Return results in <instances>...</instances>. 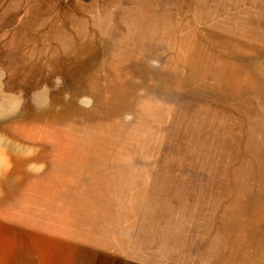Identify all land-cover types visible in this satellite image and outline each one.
Here are the masks:
<instances>
[{
    "label": "rangeland",
    "instance_id": "rangeland-1",
    "mask_svg": "<svg viewBox=\"0 0 264 264\" xmlns=\"http://www.w3.org/2000/svg\"><path fill=\"white\" fill-rule=\"evenodd\" d=\"M0 231L18 264H264V0H0Z\"/></svg>",
    "mask_w": 264,
    "mask_h": 264
},
{
    "label": "crops",
    "instance_id": "crops-1",
    "mask_svg": "<svg viewBox=\"0 0 264 264\" xmlns=\"http://www.w3.org/2000/svg\"><path fill=\"white\" fill-rule=\"evenodd\" d=\"M2 235H3V233H1V231H0V241L1 240H6L8 243H10V244H8V247L10 248V251L9 252L12 253V256L14 258V261H15L14 263L15 264H18L17 262L19 260V256L20 255H18L15 252V250H19L18 245H13V244H11L12 242H14L16 244L19 243V242L21 243L20 244L21 248H23L27 252L24 251V253H22V255L20 256V261L23 260V262H25V261L27 262L28 261V255H27V253L29 251V246H28V243L27 242H29V239L32 237V235L30 234V235H25V236H22L21 237V236H14V235H9L8 234L9 235L8 238H5V239L3 238ZM25 238H28V239H25ZM2 252H5V250H3V248L0 247V255L2 254ZM46 259H47V257H46ZM2 263L3 262H1L0 264H2Z\"/></svg>",
    "mask_w": 264,
    "mask_h": 264
}]
</instances>
